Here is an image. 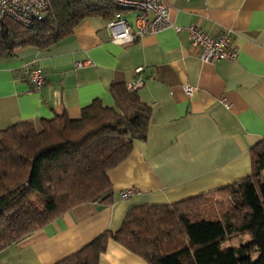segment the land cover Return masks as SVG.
Here are the masks:
<instances>
[{
    "label": "crops",
    "instance_id": "obj_1",
    "mask_svg": "<svg viewBox=\"0 0 264 264\" xmlns=\"http://www.w3.org/2000/svg\"><path fill=\"white\" fill-rule=\"evenodd\" d=\"M172 26L110 40V18L89 16L57 42L27 45L0 60V130L17 121L77 118L99 99L113 105L112 83L140 76L136 89L152 115L145 140L108 172L112 201L85 202L0 250V264H53L105 230H116L133 205L171 203L217 190L251 172L250 148L264 138V0H164ZM133 23L135 13L123 10ZM233 31V60L202 61L184 29ZM175 26L180 27L176 29ZM77 62L84 65L77 67ZM45 76L32 90L26 66ZM190 85V95L183 90ZM136 192L121 198L120 192ZM98 264H148L109 239Z\"/></svg>",
    "mask_w": 264,
    "mask_h": 264
},
{
    "label": "trees",
    "instance_id": "obj_2",
    "mask_svg": "<svg viewBox=\"0 0 264 264\" xmlns=\"http://www.w3.org/2000/svg\"><path fill=\"white\" fill-rule=\"evenodd\" d=\"M118 10L110 0H51L30 26L4 19L0 60L23 46H49L84 18ZM109 92L113 105L96 99L77 118L56 115L39 127L17 121L0 130V250L78 204L112 201L108 172L134 141L146 139L152 109L124 83L110 84ZM250 156L248 175L171 203L133 205L116 230L53 264H98L109 239L148 264H264V138ZM233 237L241 241L224 245Z\"/></svg>",
    "mask_w": 264,
    "mask_h": 264
},
{
    "label": "built area",
    "instance_id": "obj_3",
    "mask_svg": "<svg viewBox=\"0 0 264 264\" xmlns=\"http://www.w3.org/2000/svg\"><path fill=\"white\" fill-rule=\"evenodd\" d=\"M51 0H0V22L11 19L23 26H30L33 22L41 20L44 10ZM116 11L106 23L109 38L117 44L132 42L135 37L146 33H156L172 26L169 16V7L164 0H110ZM135 13L133 23L123 17L122 11ZM176 29L180 27L175 26ZM189 43L199 51L198 56L202 61L211 62L221 59L233 60L238 49L232 44L233 31L224 29L219 34L212 36L203 31L196 24L184 27ZM84 62H77L81 67ZM26 75L32 90H39L45 82L42 70L35 65L26 66ZM143 82L138 76L125 82L128 90H136ZM183 90L190 95L193 88L183 85ZM136 192L134 187H128L120 192L121 198H127Z\"/></svg>",
    "mask_w": 264,
    "mask_h": 264
},
{
    "label": "rangeland",
    "instance_id": "obj_4",
    "mask_svg": "<svg viewBox=\"0 0 264 264\" xmlns=\"http://www.w3.org/2000/svg\"><path fill=\"white\" fill-rule=\"evenodd\" d=\"M217 198H218V200H219L220 197H217ZM222 199H224V198H222ZM222 204H224V201L222 202ZM245 238H246V236L242 237L241 239H242V240H245ZM240 241H241V240H240V238H238V237L228 238V239H226V241L224 242V245H228V244H235V245H237Z\"/></svg>",
    "mask_w": 264,
    "mask_h": 264
}]
</instances>
